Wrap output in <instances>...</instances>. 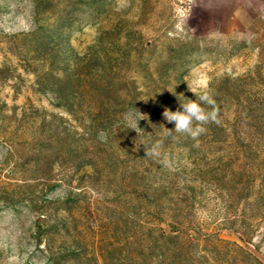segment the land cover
Segmentation results:
<instances>
[{
	"label": "rangeland",
	"instance_id": "1",
	"mask_svg": "<svg viewBox=\"0 0 264 264\" xmlns=\"http://www.w3.org/2000/svg\"><path fill=\"white\" fill-rule=\"evenodd\" d=\"M0 264H264V0H0Z\"/></svg>",
	"mask_w": 264,
	"mask_h": 264
},
{
	"label": "clouds",
	"instance_id": "2",
	"mask_svg": "<svg viewBox=\"0 0 264 264\" xmlns=\"http://www.w3.org/2000/svg\"><path fill=\"white\" fill-rule=\"evenodd\" d=\"M195 96V100L187 99L186 102H181L180 109L176 111L167 108L164 110L165 120L174 124L173 129L164 127L165 136L172 137L173 133L187 135L198 143L199 137L207 133L209 124H221L220 108L214 96L207 89ZM144 150L146 158L156 159L164 167H171V160L163 151L162 142L144 145Z\"/></svg>",
	"mask_w": 264,
	"mask_h": 264
}]
</instances>
